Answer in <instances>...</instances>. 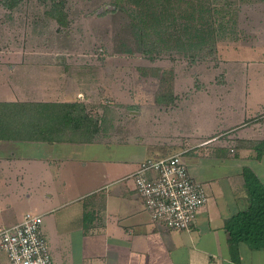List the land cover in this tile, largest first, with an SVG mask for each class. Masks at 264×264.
Instances as JSON below:
<instances>
[{
    "label": "crops",
    "instance_id": "crops-1",
    "mask_svg": "<svg viewBox=\"0 0 264 264\" xmlns=\"http://www.w3.org/2000/svg\"><path fill=\"white\" fill-rule=\"evenodd\" d=\"M249 54L219 57L230 64L214 89L152 103L122 92L119 108L94 114L83 80L29 66L45 58L0 56V109L20 113L0 118V228L43 217L54 264H264V251L231 250L226 229L250 207L244 170L264 186V154L228 146L264 116V59ZM74 105L72 118L53 116ZM176 156L209 197L190 233L153 224L134 183L147 161Z\"/></svg>",
    "mask_w": 264,
    "mask_h": 264
},
{
    "label": "rangeland",
    "instance_id": "rangeland-1",
    "mask_svg": "<svg viewBox=\"0 0 264 264\" xmlns=\"http://www.w3.org/2000/svg\"><path fill=\"white\" fill-rule=\"evenodd\" d=\"M175 5L179 17L193 11L183 0ZM205 5L212 12L203 21L209 24L204 31L215 33L206 41L186 42L187 22L179 18L170 32L181 39L180 46L176 39L154 45L153 32L143 30L144 23L139 27L133 8L122 0H0V56L45 58V63L26 64L37 70L56 66L66 82L83 80V91L96 99L89 106L93 114L119 108L122 92L147 103L176 87L184 97L191 96L217 86L230 64L219 57L254 52L264 59V0H208ZM9 112L20 114L12 108ZM227 135L230 150L264 152V116Z\"/></svg>",
    "mask_w": 264,
    "mask_h": 264
},
{
    "label": "built area",
    "instance_id": "built-area-1",
    "mask_svg": "<svg viewBox=\"0 0 264 264\" xmlns=\"http://www.w3.org/2000/svg\"><path fill=\"white\" fill-rule=\"evenodd\" d=\"M134 183L152 223L173 232H192L209 203L206 191L192 179L181 156L147 161ZM43 225V217L27 215L12 228H0V252L9 264H54Z\"/></svg>",
    "mask_w": 264,
    "mask_h": 264
},
{
    "label": "trees",
    "instance_id": "trees-1",
    "mask_svg": "<svg viewBox=\"0 0 264 264\" xmlns=\"http://www.w3.org/2000/svg\"><path fill=\"white\" fill-rule=\"evenodd\" d=\"M49 1L54 3L58 0ZM122 1L128 7L133 8L134 14L140 22L139 27L142 29L141 24L144 23V28L146 29L143 30H151L153 32L151 37L148 33V37L153 40L154 45L157 43L170 44L176 39L177 45L182 46L181 39L178 40L175 34L170 32V29L175 27L179 18L187 22L184 32L186 36H189V39L186 42H192V39L202 42L206 36L210 37L215 33L212 28H210L208 34L204 31L206 26L209 29V24L207 21H205L206 23L203 21L206 20V15L212 12L205 8V1L208 0H183L185 4H191L193 11H183L180 17L177 16L175 7V3L180 2V0ZM194 2H198L199 5H193ZM197 15L201 16L197 18ZM192 31L195 34L194 36ZM196 46H199V44L191 45L193 49ZM79 112V108L75 105L65 106L63 107V111L61 109L59 112L53 113V116L59 119L63 117L72 118L73 114H79ZM1 115L3 117L6 115L12 116L9 111H1L0 109V118H3ZM257 152L260 157H263L264 152L261 150H257ZM243 178L250 207L246 212L238 214L227 223L226 229L230 235V247L231 250L236 251L240 244H246L253 251H264V186L250 169L244 170Z\"/></svg>",
    "mask_w": 264,
    "mask_h": 264
}]
</instances>
